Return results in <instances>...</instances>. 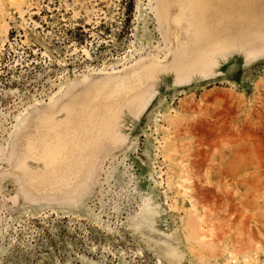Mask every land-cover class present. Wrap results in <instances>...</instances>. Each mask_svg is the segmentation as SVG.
Instances as JSON below:
<instances>
[{
	"label": "rangeland",
	"instance_id": "obj_1",
	"mask_svg": "<svg viewBox=\"0 0 264 264\" xmlns=\"http://www.w3.org/2000/svg\"><path fill=\"white\" fill-rule=\"evenodd\" d=\"M0 264H264V0H0Z\"/></svg>",
	"mask_w": 264,
	"mask_h": 264
},
{
	"label": "bare ground",
	"instance_id": "obj_2",
	"mask_svg": "<svg viewBox=\"0 0 264 264\" xmlns=\"http://www.w3.org/2000/svg\"><path fill=\"white\" fill-rule=\"evenodd\" d=\"M148 66H151V65H148ZM147 66V67H148ZM145 70H143V72H137L136 71L134 72L133 76L135 77L136 80H138V83L141 84V82H145V81H148L152 78L153 76V66L152 67H149ZM138 70V69H137ZM126 81V79H124ZM128 82L129 80L131 79H127ZM135 81V80H134ZM127 82V81H126ZM116 83V82H115ZM124 81H121L119 82L118 84V87L120 90H122L123 88H125L126 86H123L125 84H123ZM117 84V83H116ZM137 84V83H136ZM115 85V84H114ZM140 86V85H139ZM113 88V87H112ZM133 88H136V87H133ZM140 88V87H139ZM111 90V89H110ZM131 90V88H130ZM112 92V91H111ZM128 93V92H127ZM125 94V93H124ZM123 95V93H122ZM126 96V95H125ZM131 103V102H129ZM133 103V102H132ZM131 103V104H132ZM131 106V105H130ZM132 107V106H131ZM120 115V114H119ZM118 115V117L120 118V116ZM116 120H117V117H112L110 119H108L107 121L105 120V122L102 121L103 124H98L99 127L97 128H91L90 127V130L92 129V132H91V136H94V137H90V138H85L83 140H71L70 144H66V142H64V140L62 139H59V141H57V143L55 144V147H53L52 149L48 150L47 153H46V156H47V159L48 160H52V162H55L56 160H59L60 157H61V152L63 150H65V148L67 146H71V150L73 152L74 155L76 154H79V155H82L83 152H85L90 146H91V143H93L97 138H100L101 136L103 135H107L108 133L112 132L113 129L115 128L116 126ZM96 125V126H98ZM68 129V128H67ZM89 130V129H88ZM87 130V131H88ZM61 138V137H60ZM71 139V138H70ZM69 146V147H70ZM174 149V146L170 145L169 146V150L172 151ZM174 151V150H173Z\"/></svg>",
	"mask_w": 264,
	"mask_h": 264
}]
</instances>
